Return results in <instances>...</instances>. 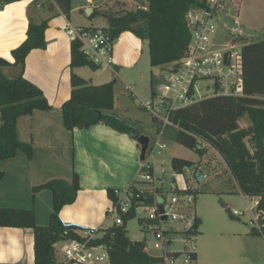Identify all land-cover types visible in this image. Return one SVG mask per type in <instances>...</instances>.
I'll list each match as a JSON object with an SVG mask.
<instances>
[{
	"label": "trees",
	"instance_id": "obj_1",
	"mask_svg": "<svg viewBox=\"0 0 264 264\" xmlns=\"http://www.w3.org/2000/svg\"><path fill=\"white\" fill-rule=\"evenodd\" d=\"M15 1L19 0H0V5ZM53 1L62 12H69L71 0ZM146 1V7L109 9L103 12L102 15L108 21V25L103 28L112 39L117 38L123 31H130L146 40L151 67L163 69L184 55L190 39L184 15L199 0ZM47 26L48 19L30 21L26 38L11 50L13 62L0 56V161L14 157L18 151L23 152L27 158L32 157L31 144L20 141L17 136L16 120L34 110L50 108L42 89L24 76L28 53L46 45ZM9 65L18 68L13 77L2 72V68ZM79 66H88L94 70L98 68L81 52L80 43L71 41L70 79L73 89L70 97L61 106L65 127L72 130L75 127L106 123L126 130L137 139L139 133L135 128L109 112L114 106L113 81L88 85L73 72ZM240 68L244 95L212 96L176 109L170 116L175 126H167L165 135L195 150L199 156L206 152V148H195L196 136L204 139L218 152L241 194L257 197L255 210L261 230L253 225L250 232L264 234V34L257 40L243 39L240 47ZM155 82L151 72V91ZM244 116L248 118L249 125L241 127L238 122ZM194 164L196 163L182 157L171 158V167L176 173H181L184 167H192ZM3 175L4 172L0 169V180ZM185 176L188 177L187 174ZM44 188L52 193V210L47 225L36 224L32 209L1 206L0 226L31 228L34 238L33 264H58L56 243L63 239L81 238L76 227L66 226L59 217L61 208L76 199L79 190L78 175L73 172L69 182L62 178L50 179L35 186L33 191ZM108 193L114 199L113 190H108ZM227 211L230 216L233 215ZM134 217L135 215L129 213L123 217L121 225H108L95 242L105 245L111 264H158L159 257L145 250L144 240H133L127 236V221Z\"/></svg>",
	"mask_w": 264,
	"mask_h": 264
},
{
	"label": "crops",
	"instance_id": "obj_2",
	"mask_svg": "<svg viewBox=\"0 0 264 264\" xmlns=\"http://www.w3.org/2000/svg\"><path fill=\"white\" fill-rule=\"evenodd\" d=\"M84 1L78 8L89 12L85 17L98 12L99 9L92 0ZM43 2L45 0H19L0 5V56L10 62H13L11 50L26 38L28 23L48 19L45 30L46 45L28 53L24 76L42 89L50 105L47 110H34L16 120L19 140L30 143L33 153L31 158H27L23 152L18 151L14 157L0 161V169L4 172L0 180V207L32 209L36 224L47 225L52 210V193L45 188L34 192L33 188L53 178H62L69 182L75 172L79 182L76 199L61 208L59 217L66 226H74L79 232L82 227L78 223L93 228L103 226L114 200L108 190L130 186L139 171L140 146L129 132L106 123L75 127L72 130L65 127L61 106L70 97L73 87L70 79L71 40L66 36L62 25L66 21L71 23V9L64 13L53 0H49L48 5ZM103 3L111 10L140 7L138 0H104ZM238 5L239 2L237 7ZM44 11L45 13H41ZM84 21L87 22L86 18ZM84 21L71 24L91 28L106 27L87 25ZM117 57L109 68L98 67L94 70L88 66H79L73 72L88 85L110 81L114 85L116 81L108 73L124 80ZM2 72L13 77L18 68L9 65L3 67ZM127 85L129 84H125V87ZM109 112L126 123L121 113ZM138 133L140 135L139 131ZM250 198L256 204L257 197ZM87 207L90 208L85 210L86 213H78L81 208ZM250 230L251 235L261 237L264 241V236L251 233ZM63 240L57 243L60 244ZM33 244L31 228L0 226V264H33ZM261 247L264 261V244ZM57 253L56 247L59 262L62 255L59 258ZM198 259L197 252L194 264H197Z\"/></svg>",
	"mask_w": 264,
	"mask_h": 264
},
{
	"label": "built area",
	"instance_id": "obj_3",
	"mask_svg": "<svg viewBox=\"0 0 264 264\" xmlns=\"http://www.w3.org/2000/svg\"><path fill=\"white\" fill-rule=\"evenodd\" d=\"M231 3L233 6L238 4L236 0H199L186 11L184 22L190 35L186 51L178 61L154 73L156 82L152 91H149V99H138L133 88L126 86L132 97L150 114L157 136L153 141L148 138L140 169L130 186L113 189L114 200L108 218H112V224L118 226L123 223L125 215H140L139 228L147 238L144 239L145 250L159 257L158 264H194L197 253L195 236L198 234L200 218L194 208L195 188L185 174L195 181H203L208 177L204 167L194 164L184 167L181 173L172 169L174 174L182 176V185L177 184L174 177L165 185L163 163L157 167L154 156L166 148L162 137L166 136V127L174 125L171 114L178 108L208 97L244 95L240 68L241 44L233 40L228 49L213 50L211 43L218 15ZM62 29L71 41L80 43L81 52L93 64L99 68L112 65L113 39L106 29L74 26L69 21L62 25ZM196 140V149L210 147L204 139L196 136ZM248 209L252 211L250 205ZM232 213L242 214L238 210ZM257 216L256 212L252 222L261 230ZM107 226L82 227L78 233L80 239H64L62 258L57 263L111 264L105 245L95 242ZM261 235L264 236L263 233ZM176 240L182 243V248H170Z\"/></svg>",
	"mask_w": 264,
	"mask_h": 264
},
{
	"label": "rangeland",
	"instance_id": "obj_4",
	"mask_svg": "<svg viewBox=\"0 0 264 264\" xmlns=\"http://www.w3.org/2000/svg\"><path fill=\"white\" fill-rule=\"evenodd\" d=\"M138 1L140 3L138 6H147L146 0ZM236 1L239 2L238 7L231 3L218 15L219 20H216L215 32L211 38L213 50L228 49L233 40H236L237 44H242L244 38L257 40L264 34V0ZM48 2L49 0H45L43 4L48 5ZM84 2V0L70 1L71 23H81L86 18L87 22L84 21V23L87 25L107 26L108 21L102 12L109 10L110 7L103 3L104 0H92L99 10L90 17H85L89 14L88 11H83L81 7L78 8ZM136 7L130 6L126 9ZM42 19L39 18V20ZM112 47L113 59L116 60L118 56L119 65H121L119 66L120 74L124 80L108 73L111 79L116 81L113 85L114 106L110 111L121 113L127 125L137 129L140 135H145L153 141L157 136L156 126L152 124L150 114L139 105V101L132 97L125 87V84L133 86L138 99L150 98V75L151 72L156 73L158 69L150 65L148 42L130 31H125L113 39ZM238 123L241 127H246L249 125V120L244 116ZM162 140L166 148L161 154H156L154 160L157 167L163 163L165 173L162 177L165 185L171 182L172 177L175 178L177 184L182 185V176L174 174L171 167L173 156L191 160L204 167L208 173L207 179L203 181H195L188 175L196 193L194 208L201 219L199 233L195 236L199 256L197 264H264L260 251L264 241L261 237H254L249 233L253 226V215H256L254 199L241 194L219 153L206 146V152L199 156L195 150L175 142L168 136H163ZM248 146L250 147L249 143ZM248 205L251 206L252 211L248 209ZM89 208H81L78 213L83 211L86 213L85 210ZM227 210L230 212L238 210L242 214L230 216ZM139 216L127 221L126 233L130 239L141 241L147 238L139 228ZM110 224H112L110 217L103 222V226ZM78 225L88 227L84 224L78 223ZM62 246L63 243L56 244L59 258H61ZM182 247V243L176 240L170 248Z\"/></svg>",
	"mask_w": 264,
	"mask_h": 264
},
{
	"label": "water",
	"instance_id": "obj_5",
	"mask_svg": "<svg viewBox=\"0 0 264 264\" xmlns=\"http://www.w3.org/2000/svg\"><path fill=\"white\" fill-rule=\"evenodd\" d=\"M137 142L140 146L139 158L142 160L144 158V153L148 144V137L145 135H139L137 137ZM160 210H162V205L159 206Z\"/></svg>",
	"mask_w": 264,
	"mask_h": 264
}]
</instances>
